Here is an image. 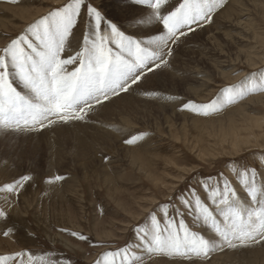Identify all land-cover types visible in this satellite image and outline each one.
Segmentation results:
<instances>
[{
  "label": "rangeland",
  "instance_id": "374dc122",
  "mask_svg": "<svg viewBox=\"0 0 264 264\" xmlns=\"http://www.w3.org/2000/svg\"><path fill=\"white\" fill-rule=\"evenodd\" d=\"M66 2L0 0V48L27 25ZM93 3L108 16L121 15L119 0ZM237 3L245 12L243 24L237 26L243 33L223 27L221 34L208 39L205 28L212 24H205L204 29H197L200 37L196 31L182 38L169 67L151 75L157 80L162 77L161 83L150 77L139 87L144 91L140 98L124 93L103 107L110 114L98 116L94 123L104 120L122 126L118 136L102 134L87 125L90 117L96 118L99 106L83 122L33 132L0 130V185L22 175L32 176L18 195L0 192V208L9 213L6 221L0 220V254L26 250L33 254L35 264H40L41 258L47 264H95L102 253L132 244L133 225L169 197L194 188L204 198L202 182L209 177L208 183L214 185L223 174L238 194L245 196L232 168L248 165L264 173V92L225 105L208 117L179 110L187 100L208 103L222 88L237 85L264 69V0ZM1 4L22 6L26 11L17 13L20 9ZM141 10L130 31H142L140 26L149 19L148 10L154 19L149 5ZM88 25L82 17L69 38L77 40V50ZM164 69L175 75L170 77ZM170 96L177 99L169 100ZM138 134H144L137 141L144 140L139 147L122 140ZM56 175L64 179L49 183ZM185 219L193 230H200L192 224V217L186 215ZM258 244L253 245L264 253V244ZM251 252L245 247L226 249L214 253L210 264H264ZM144 264L172 262L167 257L145 256Z\"/></svg>",
  "mask_w": 264,
  "mask_h": 264
},
{
  "label": "snow or ice",
  "instance_id": "6c2138e0",
  "mask_svg": "<svg viewBox=\"0 0 264 264\" xmlns=\"http://www.w3.org/2000/svg\"><path fill=\"white\" fill-rule=\"evenodd\" d=\"M119 3L121 15L116 18L103 13L93 0H67L0 48V130L43 131L86 121L97 106L105 107L113 98L141 87L157 70L169 67L182 38L211 24L225 0ZM143 5L154 10L156 26L148 32L130 31ZM82 17L89 25L79 49L64 56ZM258 92H264V69L237 85L222 88L208 103L187 100L179 110L208 117ZM143 135L124 143L134 144ZM232 172L245 196L241 197L223 174L214 185L208 183L209 177L202 182L204 198L194 188L169 197L133 225L132 244L102 253L95 264H144L145 256L167 257L172 264H210L214 253L264 244V173L248 165L234 166ZM63 179L56 175L48 182ZM30 180L32 176L22 175L0 185V192L18 195ZM186 215L199 231L193 230ZM8 216V211L0 208V220L6 221ZM70 234L88 240L81 233ZM25 257L27 264H35L33 254L26 250L0 254V264H26ZM40 264L47 262L41 258Z\"/></svg>",
  "mask_w": 264,
  "mask_h": 264
},
{
  "label": "bare ground",
  "instance_id": "6f19581e",
  "mask_svg": "<svg viewBox=\"0 0 264 264\" xmlns=\"http://www.w3.org/2000/svg\"><path fill=\"white\" fill-rule=\"evenodd\" d=\"M14 1H17V0H14ZM238 2V0H225V4H224V7L222 8V9H220L219 10V12L217 13V15L214 17V19H213V22L211 23L212 24V26H210L209 25V27H206L205 28V30H206V34L205 35H207L206 37L208 38V39H212V38H214V36L215 35H218V34H221V29L223 28V27H230L234 32H236L237 31V29H238V32H241V33H243L242 31H241V28H239V27H237L238 25H241V24H243V23H241V17L245 14V12L243 11V8H241V7H239V4L237 3ZM241 3V2H240ZM2 5V4H1ZM2 6H4L5 8H12V9H20V10H17V13H18V11H20V12H24V11H26V9L24 8V7H22V6H10L9 4L8 5H6V4H3ZM25 9V10H24ZM247 9V8H246ZM145 11V10H144ZM154 11V10H153ZM148 12V14H149V10L147 11ZM147 14V16L149 17V19L146 21V23H144V24H142L141 26H140V28L142 29V31H144V32H148L149 30H151V29H153L155 26H156V23L154 22V19H151V16H149ZM143 19V18H142ZM236 22V23H235ZM142 23V22H141ZM235 23V24H234ZM138 25V24H137ZM140 25V24H139ZM207 26V25H206ZM245 26V25H244ZM205 27V26H204ZM246 27V26H245ZM204 29V28H203ZM240 29V30H239ZM133 30V29H132ZM140 30V29H139ZM134 31V30H133ZM200 31L201 30H197V33L195 34L197 37H200L201 36V34H200ZM83 33V32H82ZM204 35V34H203ZM78 41H80V40H78ZM197 42V41H196ZM195 41H194V43H196ZM182 43V42H181ZM193 43V44H194ZM201 43V42H200ZM185 44H186V42H185ZM188 44V43H187ZM75 46H77L78 47V42H77V40L76 39H70V43L66 46V51H65V53H64V56H68V55H71V54H73L75 51H77V49H76V47ZM80 46V45H79ZM183 46V45H182ZM179 47V46H178ZM178 47H176V48H178ZM186 48V47H185ZM198 48V47H197ZM182 49H184L183 47H182ZM186 51H187V48L185 49ZM183 51V50H182ZM185 51V52H186ZM206 52H208L207 50L205 51V53ZM182 53H184V51L182 52ZM181 53V54H182ZM180 54V53H179ZM186 56V55H185ZM247 58L249 57V56H246ZM165 71V73H168V75L170 76V77H173L175 74H171V73H173V71L172 70H167V69H164ZM164 73V74H165ZM153 76V75H152ZM151 77V76H150ZM149 77V78H150ZM149 78H148V80H149ZM153 80H154V82L156 83V84H159V83H161L160 82V80L161 79H159V78H162V77H157L158 78V80L157 79H155L154 77H151ZM148 80L146 81L147 83H148ZM203 80V79H202ZM145 82V83H146ZM145 83H143L144 85H142V86H145ZM150 84H148L147 86H149ZM192 91V90H191ZM192 92H195V90H193ZM140 93H144V91L143 90H141V88H135L134 90H132V91H130L129 93H126V95L127 96H129V97H136V98H140V96L141 95H139ZM142 98V97H141ZM171 104V103H170ZM100 108V109H99ZM99 109V110H98ZM106 108H103V107H98L97 108V110L98 111H96L95 113L97 114V116H96V118L95 117H90V123H88L87 125L92 129V130H98L99 132H101L102 134H112L113 136H118V134H117V132H119L120 130H121V128L120 127H122V126H118V125H115L114 123H111V122H109V121H104V120H102V121H100V123H97V125L94 123V122H96L98 119H97V117L98 116H100V118H104V117H106L107 115H109L110 114V111H109V109H106ZM101 110H104V111H101ZM94 113V114H95ZM93 119H95V120H93ZM194 119L195 120H197L198 121V118H195L194 117ZM130 122L128 121L127 122V125L129 124ZM101 124H103V126L101 127ZM114 124V125H113ZM126 125V124H125ZM121 136V135H120ZM129 136V135H128ZM128 136L127 137H125V138H122V140L123 139H127L128 138ZM118 138L119 137H117L115 140H118ZM141 142H144V140H141ZM141 142H136L135 144V146H137V147H139V144H141ZM120 145H121V143H120ZM137 151V150H136ZM57 185V184H56ZM59 191H60V189H59ZM259 245V244H258ZM256 246V245H255ZM242 249H243V247H241ZM246 249H248V251L250 250V251H252L251 253L253 254H255L256 256H259L262 260H264V253H263V251L262 250H260V251H258V249H261L260 247H258V246H256V247H254V245L252 244V245H249V246H246L245 247Z\"/></svg>",
  "mask_w": 264,
  "mask_h": 264
}]
</instances>
